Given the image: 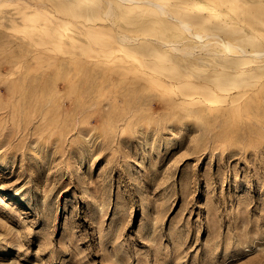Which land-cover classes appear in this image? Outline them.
<instances>
[{
    "label": "rangeland",
    "instance_id": "rangeland-1",
    "mask_svg": "<svg viewBox=\"0 0 264 264\" xmlns=\"http://www.w3.org/2000/svg\"><path fill=\"white\" fill-rule=\"evenodd\" d=\"M36 2H0V264H264V125L239 140L119 79L142 64L116 31L182 29L143 2L102 30L98 2ZM262 94L225 120H264Z\"/></svg>",
    "mask_w": 264,
    "mask_h": 264
},
{
    "label": "bare ground",
    "instance_id": "bare-ground-1",
    "mask_svg": "<svg viewBox=\"0 0 264 264\" xmlns=\"http://www.w3.org/2000/svg\"><path fill=\"white\" fill-rule=\"evenodd\" d=\"M49 1L30 3L36 8L35 15L50 13L47 8ZM58 1L83 5L82 0ZM89 1H92L88 2L90 4H102L100 9L104 16H100L101 23L92 22L93 25L89 23L87 26L101 30L113 26L119 8L140 6L143 2L153 8L165 27L180 28L184 33V39L180 40L152 36L153 40L150 38L143 43L137 42L139 36L116 31L119 41L125 43L118 46L130 47L128 56L142 64L135 71H126L131 65L118 64L117 70L122 71L119 79L125 87L147 89L154 84L164 86L168 89L164 101L181 111V117L203 116L204 126L214 121L221 130H231L232 136L239 140L247 137V132L251 137L255 125H264V120L259 117L248 123L246 119H237L235 125L225 120L230 114L246 115L261 108L258 99L264 92V0H241L240 11L237 9L239 6L229 3L234 0L223 2L218 6L220 9L211 6L215 4L213 0H177L172 4L169 0ZM114 50L112 48L109 53ZM8 72L14 71L11 68ZM123 126L120 132L126 129ZM210 133L214 140L217 139L215 131L208 130L207 134Z\"/></svg>",
    "mask_w": 264,
    "mask_h": 264
}]
</instances>
